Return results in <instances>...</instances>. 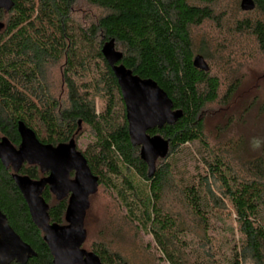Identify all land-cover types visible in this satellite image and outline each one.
<instances>
[{"label":"trees","instance_id":"1","mask_svg":"<svg viewBox=\"0 0 264 264\" xmlns=\"http://www.w3.org/2000/svg\"><path fill=\"white\" fill-rule=\"evenodd\" d=\"M12 1L10 11L0 10L4 25L0 31V139L6 138L16 147L20 142L17 127L22 123L41 144L55 146L76 138L79 126L86 127L94 142L83 156L98 178V187L109 183L107 176L119 177L120 166L135 171L148 182L147 194L142 198L134 196L143 208L141 227L148 229L164 261L201 264V255L215 260L214 248L196 249L191 246L190 237L199 234L200 240L205 239V245L211 246L207 237L212 231L210 221L222 220L228 210L233 224L226 227L231 241L227 239L224 244V264H264V143L260 153L244 160L243 134L232 136L222 145H212L204 133L207 108H227L241 83L238 76L234 77L237 73L231 60L235 53L231 51L229 56L227 43L235 37L237 41L239 37L250 39L264 57V0H252L254 8L248 12L242 11L237 2L234 15L228 19L217 11L223 0ZM78 2L99 10L101 15L88 25L76 23L72 13ZM204 24L215 25L217 37H225L208 45V49L215 56H225L219 65L226 82L211 65H207V72L193 67L197 55L204 61L211 59L208 49L197 46L193 38V31ZM111 40L115 51L122 54L119 64L140 79L153 80L171 100L173 110L182 112L173 125L148 132L168 141V158L193 142L203 150V174H198L196 182L180 180L176 185L175 215L162 208L165 194L174 193L168 160H157L155 173L148 178L139 147L129 141L117 81L101 54L102 47ZM93 60L95 73L91 75L87 64L92 61L93 65ZM53 62L62 63L67 91L64 104L51 96L43 81V69ZM97 94L105 101L98 113L92 97ZM255 109L261 116L264 100L249 99L240 112L230 116L223 131L215 129V139L246 123L244 115ZM19 174L30 179L41 176L37 168L27 165ZM124 183L131 188L127 181ZM42 197L49 206L50 223L65 225L66 202H56L48 192H43ZM0 211L36 254L26 264H53L43 234L32 223L12 180V171L1 162ZM91 246L101 264H128L104 243Z\"/></svg>","mask_w":264,"mask_h":264},{"label":"rangeland","instance_id":"2","mask_svg":"<svg viewBox=\"0 0 264 264\" xmlns=\"http://www.w3.org/2000/svg\"><path fill=\"white\" fill-rule=\"evenodd\" d=\"M237 2L240 6L241 0H223L217 11L222 12L220 15H226L225 19H228L231 15H234ZM72 15L76 23L88 25L94 22L101 15V12L78 2L73 6ZM218 32L215 25L204 24L200 29L193 31V38L197 46L208 49V45L225 39V37L219 39L217 37L219 35ZM236 39V37L231 39V43H227V41L222 43L228 44L227 52L232 51L235 53L231 61L234 64V71L237 73L234 77L238 76L241 79L239 89L227 108H220L218 105L207 108L204 133L212 145H222L232 136L236 137L243 134L246 137V149L245 153H243V159L248 160L260 153L264 143V136H262L264 133V113L261 116H257L258 110H251L250 113L244 115L246 123L238 124L235 127L231 126L232 130L222 133L218 139L214 137L215 129L220 128L223 131L230 116L232 117L235 113L240 112L249 99L255 97L259 99V102L264 100V57L258 53L250 39L242 37H239L238 41ZM232 52L229 56L232 55ZM207 53L211 59L205 60L206 64L209 67L211 65L213 68L218 69L217 73L219 72L221 75V80H225L224 73L219 65L225 60V56H215L214 51L211 49H208ZM91 62L89 61L90 65H87L92 75L95 73L96 64H94V60L93 65ZM76 72H79L78 67ZM62 73V63L53 62L43 69L42 74L44 84L51 96L55 97L59 103L64 104L67 91L64 87ZM77 81L80 82L78 78ZM92 97L95 110L98 113L105 101L101 94L93 95ZM257 107L258 105H256ZM78 130L75 141L78 149L84 152L94 142V138L86 127L79 126ZM202 156L203 150L200 145L197 142H193L185 145L178 154L162 159L164 161L168 160L167 163L171 165L174 177L172 180L174 193L171 195L165 194L163 197L162 208L164 210L170 211L175 215L178 210V189L176 185L180 180L184 183L197 181L198 174H203L204 172L201 161ZM120 169L121 175L119 177L107 176L106 180H109V183L98 187L97 192L89 197V209L86 211L84 218L86 240L81 248L87 252H92L91 245L100 242L104 243L109 250L119 253L128 264H168L161 258L148 229L143 228L144 225L141 227L143 224V208L134 194L141 198L144 197L148 192V182L131 169H126L124 166H120ZM236 169L239 170L238 167ZM124 181H127L131 188H128ZM211 185L217 191L216 186ZM229 212L227 210L222 220L211 219L212 231L207 234L209 242L212 243L211 246L209 244L205 245V239L200 240L199 234H193L190 237L193 239L190 244L195 246L196 249H209L211 247L213 250L214 248L215 260H208L207 257L204 258L201 255V264H224V255L226 254L224 244L227 239L231 241V235L226 230V227H232L233 224V217Z\"/></svg>","mask_w":264,"mask_h":264},{"label":"water","instance_id":"3","mask_svg":"<svg viewBox=\"0 0 264 264\" xmlns=\"http://www.w3.org/2000/svg\"><path fill=\"white\" fill-rule=\"evenodd\" d=\"M12 7V0H0V10L8 12ZM253 8L252 0H241L242 11L248 12ZM3 27L0 22V31ZM101 54L117 81L129 141L133 147H139L140 159L147 166V177L152 178L155 163L166 158L169 144L159 135L150 137L147 132L173 125L182 117V112L173 110L171 100L153 80L140 79L119 64L122 54L115 51L113 40L102 47ZM193 67L208 71L206 62L199 55L194 57ZM17 132L20 138L17 148L6 138L0 139V162L5 169L11 168L12 180L23 197L32 223L43 234L52 263L101 264L96 254L81 248L86 240L84 218L89 209V197L97 192L98 178L91 174L86 160L76 151L73 140L53 147L38 142L33 131L22 123H18ZM25 163L37 166L41 173L49 172V176L38 181L20 176L18 173ZM72 170L75 176L69 180ZM45 186L49 187L57 201L70 194L64 214L65 225L50 223L48 206L41 197ZM35 256V252L13 231L0 211V264H26Z\"/></svg>","mask_w":264,"mask_h":264},{"label":"flooded vegetation","instance_id":"4","mask_svg":"<svg viewBox=\"0 0 264 264\" xmlns=\"http://www.w3.org/2000/svg\"><path fill=\"white\" fill-rule=\"evenodd\" d=\"M152 131V130H151ZM149 132V131H148ZM148 132H147V135H149L148 134ZM150 137H153V136H156V135H153V136H151V135H149ZM37 139V138H36ZM70 140H73L74 141V143H75V149H76V151L77 152H79L82 156H83V153L85 152H81L79 149H78V145H77V143H76V141H75V138L74 137H72ZM69 140V141H70ZM68 141V142H69ZM39 142V141H38ZM67 142V143H68ZM77 142H78V140H77ZM20 143V142H19ZM67 143H60V144H67ZM19 145V144H18ZM18 145L15 147V148H17L18 147ZM44 145V144H43ZM45 145H48V144H45ZM59 145V144H58ZM50 146H52V145H50ZM57 145H55V146H53V147H56ZM83 158H84V156H83ZM85 159V158H84ZM87 163V162H86ZM25 165H27L26 163L25 164H23V166H25ZM22 166V167H23ZM27 166H29V165H27ZM88 166V165H87ZM21 167V168H22ZM29 167H35V168H37L38 169V171H39V173H40V177L38 178V179H31V180H33V181H38V180H40V179H43V178H47L48 176H49V172H44V173H41L40 172V170H39V168L37 167V166H29ZM89 168V167H88ZM7 169H9V168H7ZM10 170H11V168H10ZM21 170V169H20ZM90 170V169H89ZM12 171V170H11ZM91 172V171H90ZM12 174H13V172H12ZM19 174V173H18ZM92 174V173H91ZM20 176H25V175H21V174H19ZM93 175V174H92ZM74 176H75V171H71L70 173H69V180H73L74 179ZM94 176V175H93ZM96 177V176H95ZM98 184H99V182H98ZM43 192H48L49 194H50V196L56 201V202H61V201H65L66 202V207H67V204H68V199H69V196H70V194H68L67 195V197H65L64 199H62V200H60V201H57L56 200V198H55V196L53 195V194H51V192H50V190H49V187L48 186H45V188L43 189V191H42V194H43ZM42 194H41V197H42ZM43 198V197H42ZM44 200V199H43ZM46 203V202H45ZM47 204V203H46ZM47 206H48V204H47ZM48 209H49V206H48ZM66 210V209H65Z\"/></svg>","mask_w":264,"mask_h":264}]
</instances>
